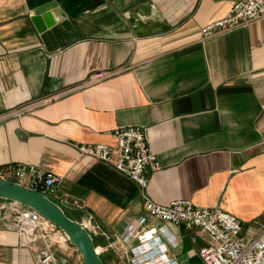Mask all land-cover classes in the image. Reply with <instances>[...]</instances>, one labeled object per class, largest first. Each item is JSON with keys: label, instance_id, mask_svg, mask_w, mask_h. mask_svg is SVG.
Wrapping results in <instances>:
<instances>
[{"label": "crops", "instance_id": "1", "mask_svg": "<svg viewBox=\"0 0 264 264\" xmlns=\"http://www.w3.org/2000/svg\"><path fill=\"white\" fill-rule=\"evenodd\" d=\"M231 1L0 0V166L60 176L67 214L87 225L105 264L131 260L145 200L129 177L75 144L115 146L120 127L147 129L159 164L149 199L219 208L247 239L264 232V17L201 33ZM50 3L55 24L39 32L34 12ZM149 223L170 260L203 264L205 236ZM42 247H22L0 228V264H36ZM53 250L58 264H82L69 244Z\"/></svg>", "mask_w": 264, "mask_h": 264}, {"label": "built area", "instance_id": "2", "mask_svg": "<svg viewBox=\"0 0 264 264\" xmlns=\"http://www.w3.org/2000/svg\"><path fill=\"white\" fill-rule=\"evenodd\" d=\"M262 17L264 0H232L229 13L204 26L201 33L204 39H209ZM98 76L94 77L95 81L107 75ZM113 137L115 146L75 144V147L81 155L109 164L129 177L145 200L146 214L139 220L144 228L137 234L139 245L131 249V264H177L168 256L169 247L164 242L162 231L150 224V220L183 226L205 236L207 244L199 251L203 264H264V232L252 229L253 238L247 239L243 236L239 219L219 208L197 207L189 200L160 205L147 197L149 175L158 170L159 164L145 127H120L114 130ZM0 180L15 182L28 190L49 194L70 204L66 198L56 195L61 177L52 172L34 166L8 164L0 166ZM73 205L77 206L78 202L74 201ZM84 226L88 229L87 225ZM2 227L16 233L22 247L43 243L37 251L36 264H58L53 247L68 249V240L55 225L18 202L0 199ZM139 258H142V263Z\"/></svg>", "mask_w": 264, "mask_h": 264}, {"label": "water", "instance_id": "3", "mask_svg": "<svg viewBox=\"0 0 264 264\" xmlns=\"http://www.w3.org/2000/svg\"><path fill=\"white\" fill-rule=\"evenodd\" d=\"M56 3L45 5L34 12L32 19L39 32H43L55 24L52 11ZM57 196H61L58 192ZM0 199L18 202L36 212L45 220L55 225L68 240V244L81 255L83 264H105L97 249L95 240L83 223L72 219L66 212L70 204L57 198L24 188L6 180H0ZM65 264H69L65 262Z\"/></svg>", "mask_w": 264, "mask_h": 264}, {"label": "rangeland", "instance_id": "4", "mask_svg": "<svg viewBox=\"0 0 264 264\" xmlns=\"http://www.w3.org/2000/svg\"><path fill=\"white\" fill-rule=\"evenodd\" d=\"M75 256L78 258V262L81 263L82 258H81V255L79 254V252L76 251ZM118 261H120L121 264H131V262L130 261L128 262V260H127V258H125V256L123 257V259L120 258V260H118ZM117 262L115 264H118Z\"/></svg>", "mask_w": 264, "mask_h": 264}]
</instances>
